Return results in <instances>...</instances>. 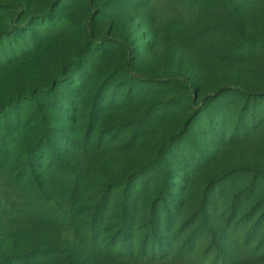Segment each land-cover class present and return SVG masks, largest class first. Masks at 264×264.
I'll use <instances>...</instances> for the list:
<instances>
[{
	"label": "rangeland",
	"instance_id": "374dc122",
	"mask_svg": "<svg viewBox=\"0 0 264 264\" xmlns=\"http://www.w3.org/2000/svg\"><path fill=\"white\" fill-rule=\"evenodd\" d=\"M92 7L94 13L84 0H0V30L18 27L17 45L29 50L19 60L10 58L0 70V107L15 94L55 87L61 84L58 80L69 84L74 79L71 63H78L87 79L80 94L63 83L54 88L72 102V117L56 121L60 128L68 127L71 141L61 144V168L46 170L45 160L30 177L17 169L15 154L0 165V260L37 250L28 264H216L205 239L196 241L194 252L184 259L162 262L118 261L101 247L114 231L121 182L142 171L147 184L143 196L155 194L162 161L174 170L168 187L180 193L175 198L181 208L172 226L184 236L198 224L196 213L212 180L236 175L238 180L226 184L224 194L247 191L254 182L261 188L256 178L264 173V0H92ZM46 10H51L48 20L28 21L30 13L42 17ZM89 16L95 41L107 33L123 39L129 50L109 42L87 51ZM40 21L47 26L40 27ZM0 42L6 43L3 36ZM127 64L145 76L181 75L196 87L197 95L191 102L188 89L165 84L157 91L125 96L131 80ZM223 84L245 87L258 99L228 91L208 104L201 102ZM99 86L103 96L96 102L102 108L89 118L90 96ZM113 87L116 92L110 97ZM193 119L194 131L189 127ZM249 124L247 135L237 132ZM31 137V126L24 125L16 142L24 146ZM189 144L196 154L184 163L174 155ZM202 157H208L204 165L187 170ZM102 196L106 199L99 209V236L92 243L85 227ZM209 200L215 207L207 212L212 215L210 226L217 235L224 234L227 226L220 213L228 200ZM255 201L254 194L248 204ZM242 213L232 229L257 225L260 211L250 224ZM141 226L137 222L131 235H140ZM234 237L231 232L228 238L217 237L225 263L264 264V226L245 247ZM42 250L52 252L36 257ZM198 257L201 261L196 262Z\"/></svg>",
	"mask_w": 264,
	"mask_h": 264
},
{
	"label": "trees",
	"instance_id": "16d2710c",
	"mask_svg": "<svg viewBox=\"0 0 264 264\" xmlns=\"http://www.w3.org/2000/svg\"><path fill=\"white\" fill-rule=\"evenodd\" d=\"M55 2L56 0H52V4ZM84 3L87 4V7L94 13L95 10L92 7V0H84ZM50 11L51 10H46L43 12L45 14L42 17H35L34 13H30L28 21L32 20L36 22L38 21L36 18L42 19L43 17L48 20ZM90 19L91 16L88 17L87 21L89 30V40L86 42L87 51L94 50L92 46H105L109 44V42H113L128 49L123 39L109 37L107 33L101 34L99 39L95 41L91 33ZM40 22V27L43 28L47 26L42 23L43 21ZM22 25V29H27L25 23ZM17 30L18 27H14L10 31L0 30V36H3V39L6 41L4 46L0 42V70L6 67L5 63L9 62L10 58L13 57L19 60L29 51L28 49H23V45H17ZM10 36L14 37L10 38ZM31 39L33 42L35 41L33 37L30 36L29 40ZM235 51L241 52V50L238 49H235ZM68 67L71 69L74 78L73 81L69 80V84H65V82L61 80L55 81L60 82V85L63 83L65 86H68L71 93L80 94L86 85L87 79H84V73L81 71V68L78 67V63H71ZM126 71L130 74L131 80H129L130 84L125 96L129 97L134 91H157L162 89L165 84L188 89L189 93H191V102H193L197 95L196 87L181 75L168 77L145 76L131 69L129 64L126 65ZM60 85L56 84L55 87ZM55 87L50 86L47 89L40 88L41 90L39 92L30 94H15L8 103L0 107V165L8 161L7 159L10 158V154H15L17 169L22 174L30 177L35 175L36 167L43 166L42 163H44L45 160L46 170H51L55 165H57L58 169L61 168L62 164L60 163V157L65 151V148L61 147V144L65 143L69 145L71 141L69 139L68 127L65 126L60 128L59 125L56 124V121L60 117H72L68 112L72 107V102L69 97H64L61 93H57L54 89ZM102 89L103 86H99L97 90L94 91V94L90 96L91 107L89 118H92V116L98 113V110L102 108H99L96 102L98 98L101 99L103 96ZM228 91L235 92L239 96H254L255 98H252L254 101L258 99L255 92L248 91L245 87L223 84L213 90L209 95L203 97L201 102L206 100L205 104H208L207 102L210 101V99H218L223 93ZM110 92V97H112L116 92V88L114 89L113 87L110 89ZM104 102H106V100H104L102 104H104ZM22 105L28 106V109L23 110ZM45 105L48 106V109H46ZM209 118L208 116V120L210 121ZM194 121L193 119L189 125L192 131L197 127ZM252 124H249L245 130L242 128L241 131L237 127V130H239L237 132L247 135L248 128H250ZM24 125L31 126L32 137L27 144L22 146L21 140L19 139L21 143V145H19V143L16 142V138L18 130ZM188 146L186 151L181 152L182 149H179L178 155L177 153L174 155L182 157L184 163L190 161V157L193 156L194 158L196 154V150L192 147L193 144H189ZM207 160L208 157H202L199 161L195 162L196 164L194 166H192L194 164L192 163L187 170L193 168L192 172H194L200 165H204ZM161 163V177L155 194L143 196L144 194L141 189L147 184L145 183V175L142 171L139 173L138 177L135 176L131 178V180H123L121 182L119 186L120 191L117 190L119 191L120 201L116 218L111 227L114 231L103 241L105 244L101 247L102 252L118 261L135 258L149 260L151 262H162L169 257L181 260L194 252L193 248L196 241L205 239L211 244L210 254L213 255L216 264H219L218 261L220 260L223 261V264H227L224 262V256L219 251L217 237L223 235L225 238H228L231 232L235 235L234 240L239 243V245L245 247L249 245L250 241L253 243L252 237L255 234L258 235L264 226V173H262L259 178H256L257 183L261 182V188L258 189V186L256 188V182H254L250 189L241 193L233 192L231 194H224L225 185L232 184L238 180L236 175L230 173L226 177L212 180L205 188L206 191L203 193L201 205L196 213L198 224L193 228L194 230L188 232L184 236L185 233H183L182 230H178L177 228L174 229L172 226V218L179 214L181 208L178 200L175 198L180 193H173L168 187L171 174L174 173V170L170 168L167 161H162ZM182 178L185 179V177ZM136 179H139L140 183L139 181L137 182ZM257 189L258 191H256ZM254 194L256 195V201L249 205L248 202L252 199ZM213 196L217 198H227L228 200L226 209L220 213L223 224L225 225L226 223L225 226H227L223 232L224 234L217 235L215 229L210 226V218L212 215L207 212L208 210H215V207L212 206L209 200V197ZM105 199L106 196H102L98 200L94 207L93 217L91 216L85 227V235L92 243H94L99 236V225L97 222L100 218L99 215H102L99 209L105 205ZM142 199L145 201L140 205V200ZM205 202H209V205L205 206ZM242 207L245 209H242ZM258 211H260L258 222L254 227L246 230L244 228H231L232 222L241 212H243V215L240 217H242L243 220H249L248 223L250 224ZM137 222L142 224L139 229L141 230V234L134 237L131 235V230H133ZM35 251L37 250H33V253L28 251L21 255H5L0 260V264H9L10 262L15 264H28L31 262L32 258L34 259ZM42 252V254L37 253L36 257L42 256V258H44L52 251L42 250ZM199 261H201L200 257L196 259V262Z\"/></svg>",
	"mask_w": 264,
	"mask_h": 264
}]
</instances>
